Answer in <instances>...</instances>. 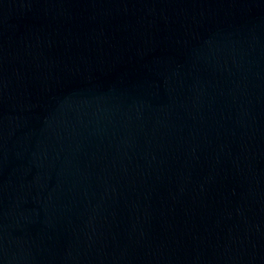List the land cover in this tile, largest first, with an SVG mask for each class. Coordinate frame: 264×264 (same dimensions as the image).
Returning <instances> with one entry per match:
<instances>
[{"label":"water","instance_id":"95a60500","mask_svg":"<svg viewBox=\"0 0 264 264\" xmlns=\"http://www.w3.org/2000/svg\"><path fill=\"white\" fill-rule=\"evenodd\" d=\"M0 264H264V0H0Z\"/></svg>","mask_w":264,"mask_h":264}]
</instances>
